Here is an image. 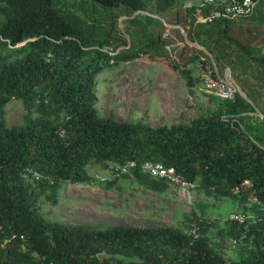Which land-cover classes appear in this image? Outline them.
Masks as SVG:
<instances>
[{
    "label": "trees",
    "instance_id": "16d2710c",
    "mask_svg": "<svg viewBox=\"0 0 264 264\" xmlns=\"http://www.w3.org/2000/svg\"><path fill=\"white\" fill-rule=\"evenodd\" d=\"M78 1L103 9L122 7L130 14L151 5L158 16L183 0ZM183 12L175 23L193 25L190 13ZM0 18V264H264V113L254 122L253 107L236 94L232 100L215 98L214 108L200 109L187 124L150 127L102 117L94 106V78L118 62L154 63L178 75L191 94L189 72L161 52L165 41L160 32L145 34L151 51L108 57L100 50L105 38L85 32L93 22L79 26L54 0H0ZM94 30L102 33L97 26ZM211 34L202 38L196 32L195 42L205 51L204 45L219 51L221 37ZM10 100L20 101L23 115L19 125L6 128L3 107ZM127 160L136 166L123 177L145 190H168L164 182L139 173V164L150 160L180 173L205 198L231 200L243 211L255 199L256 217L243 224L225 219L214 250L206 235L217 219L206 218L203 205L198 215L184 219V233L170 227L67 225L37 214L38 198L55 205L62 183H89V166H118ZM243 181L249 186H241ZM191 224L196 237L189 234ZM240 235L250 241L248 257L225 258L223 241ZM10 236L9 243L1 244ZM113 256L137 262L105 258Z\"/></svg>",
    "mask_w": 264,
    "mask_h": 264
},
{
    "label": "rangeland",
    "instance_id": "374dc122",
    "mask_svg": "<svg viewBox=\"0 0 264 264\" xmlns=\"http://www.w3.org/2000/svg\"><path fill=\"white\" fill-rule=\"evenodd\" d=\"M54 4L62 14L79 26L93 22L94 26L101 28L102 33H97L94 26L86 29L85 32L91 36H98L100 39L105 38L107 41L105 47L110 48L113 55L116 52L130 53L143 49L151 51L146 46L145 34L155 28L153 19L160 24L161 32L163 30L162 22L158 18L159 16L163 19V15L157 16L151 5L147 11L130 14L122 7L103 9L88 2L80 3L78 0H54ZM170 11L174 20L184 15L181 3ZM253 17V20L264 21V13L254 14ZM179 25L189 44L196 43L194 35L196 32H199L202 38L209 33H212L211 35L218 33L221 37L217 44L219 61L213 55L211 43L209 44L211 49L208 45H204L209 54L201 47L202 51L185 49L191 53L188 59L185 56L179 58V54L177 55L180 64H176L187 70L193 81L191 94L188 93L184 81L178 75L166 72L154 63L141 60L118 62L105 68L94 78V106L98 115L117 122H140L141 120L143 124L153 127L162 124H187L200 109H212L216 103V99L199 83L200 69L195 60L201 57L204 63H208L206 54L210 56L218 71L226 69L230 72L240 92L239 96L253 107L252 116L256 112L263 113L264 63L245 61L242 53L239 50L236 51L226 41L225 32L221 33L220 28L210 27L213 24L191 25L190 23L188 28H184L186 23L185 26L182 23ZM170 32L176 41L182 40L176 29ZM239 35L243 39L247 38L245 31ZM226 47H229L234 54L239 53L240 56L227 55ZM161 52H163L162 49ZM251 84L253 87H249ZM255 96L258 99L257 103ZM22 115L20 101L10 100L3 107L4 126L9 128L19 125ZM260 121L255 118L254 122ZM114 168L115 165L111 163L89 166L86 169L87 175L91 178L89 183H62L57 191L55 205H50L42 197L38 198L37 214L48 222L67 225H98L102 228L109 226L170 227L184 233V219L191 214L198 215L200 210L198 206L203 205L204 216L217 219V226L206 235L208 245L214 250L217 249L216 232L219 229H225L224 220L229 215H242L249 221L256 217L250 202L246 204V210L243 211L231 200L215 201L196 194L194 189L184 192L177 187L169 186L163 193H153L135 184L131 178L113 177ZM113 179L115 182L111 186L104 185V182ZM222 244L225 246L224 257L232 261L246 259L251 250L249 240H245L239 249L230 248L227 245V239ZM105 258L137 262L134 257Z\"/></svg>",
    "mask_w": 264,
    "mask_h": 264
},
{
    "label": "built area",
    "instance_id": "2783aa9c",
    "mask_svg": "<svg viewBox=\"0 0 264 264\" xmlns=\"http://www.w3.org/2000/svg\"><path fill=\"white\" fill-rule=\"evenodd\" d=\"M264 6V0H183L181 2V8L184 11L190 13V17L193 20V24L209 25L214 22H223V21H239L250 17L255 9L259 6ZM163 33L162 39L165 41L163 44V54L167 57L168 60L178 63L177 55L180 52H184L186 59L191 56L190 51H185V49H194L202 51V48L199 47L196 43L189 44L185 39L184 31L180 26L170 27L166 25L163 21ZM178 31L182 40L176 41L171 34V30ZM184 28H188L185 26ZM190 45V46H189ZM197 48V49H195ZM108 57H112L113 53L110 48L103 46L100 49ZM207 58L208 63H204V59L197 57L195 60L196 65L199 67V83L204 87L210 95L219 101L223 100H232L234 96L240 95L237 86L232 79L230 72L226 69L218 71L210 56L208 54ZM182 69V67L180 66ZM257 113V114H256ZM254 113V118L262 119V115L259 112ZM135 162L131 160L124 161L122 164L115 166L112 176L113 177H122L129 176L132 169L135 168ZM139 173L155 181L164 182L167 187L174 186L184 192L193 191L194 184L187 181L180 173L174 171L172 168L164 167L160 163L153 162L150 160L142 161L139 164ZM241 186L248 187V181H243ZM236 190V189H235ZM250 203L256 204V200L251 198L249 199ZM226 220L235 221L238 224H243L244 216L242 215H229ZM191 229L189 234L193 237H196L195 228L193 224L190 225ZM13 237L3 238L1 244L9 243ZM244 242V236L240 235L237 238L227 239V245L230 248L239 249ZM23 249V247H21ZM160 264H167L162 261ZM175 264V263H171Z\"/></svg>",
    "mask_w": 264,
    "mask_h": 264
},
{
    "label": "crops",
    "instance_id": "0c3cea01",
    "mask_svg": "<svg viewBox=\"0 0 264 264\" xmlns=\"http://www.w3.org/2000/svg\"><path fill=\"white\" fill-rule=\"evenodd\" d=\"M170 10L171 9L161 14L163 15V19L158 16L159 20L163 21L166 25L170 27L179 26L178 24L175 23L174 18L170 15V12H171ZM154 13H155V10H154ZM258 13H262V14L264 13L263 5H259L250 17L239 20V21H229V23H226L224 25L222 24L221 26H222V29H224L225 34H227L231 38L230 40L231 46H233V48H235L236 51L239 50L242 53V56H244L245 61L248 60L249 62L253 61L257 63L261 61L264 63V21H261L259 19L253 20L254 19L253 15L258 14ZM131 16L129 18H131ZM164 18L166 21L164 20ZM153 20H155L152 22L155 28L152 29L151 33L160 32V39L162 41L163 40L162 39L163 30L161 32L156 19H153ZM183 25L185 26V24ZM221 26L213 25V27L215 28H220ZM242 31H245L246 37H247L246 39H243L242 36L239 35L241 34ZM226 49H228L226 52L227 55H232V56L235 55L237 57L240 56L239 53L234 54L231 50H229V47H226ZM212 52L215 58L219 61V57L217 53L218 51L213 49ZM249 87H253V85L251 84L249 85ZM255 102L256 103L258 102V99L256 98V96H255ZM167 125L170 126L171 124H162V125H157V126H167ZM157 126H154V127H157ZM150 127H153V126H150Z\"/></svg>",
    "mask_w": 264,
    "mask_h": 264
},
{
    "label": "water",
    "instance_id": "95a60500",
    "mask_svg": "<svg viewBox=\"0 0 264 264\" xmlns=\"http://www.w3.org/2000/svg\"><path fill=\"white\" fill-rule=\"evenodd\" d=\"M236 126V123H233V127H235Z\"/></svg>",
    "mask_w": 264,
    "mask_h": 264
}]
</instances>
